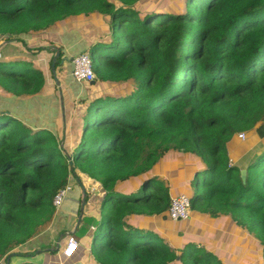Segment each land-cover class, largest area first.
Here are the masks:
<instances>
[{"label": "trees", "instance_id": "16d2710c", "mask_svg": "<svg viewBox=\"0 0 264 264\" xmlns=\"http://www.w3.org/2000/svg\"><path fill=\"white\" fill-rule=\"evenodd\" d=\"M89 18L100 20L84 51L95 80L79 102L72 151L66 137L0 115V260L48 225L54 197L79 172L104 192L99 222L84 219L78 233L96 225L93 264H225L203 242L151 226L172 227L167 211L178 195L157 167L178 153L204 164L189 197L193 220L227 217L261 248L239 264H264V151L251 154L244 181L227 153L234 136L259 123L264 131V0H0V37ZM5 68L3 89L20 96L43 87L30 66Z\"/></svg>", "mask_w": 264, "mask_h": 264}, {"label": "crops", "instance_id": "0c3cea01", "mask_svg": "<svg viewBox=\"0 0 264 264\" xmlns=\"http://www.w3.org/2000/svg\"><path fill=\"white\" fill-rule=\"evenodd\" d=\"M82 21L84 20L66 19L61 23L55 24L48 31L40 34L30 33L13 39L0 37V59L6 60L7 67L9 66L11 71H15L19 66L28 65L32 70L41 72L43 77V87L32 95L23 94L18 96L0 86V115L11 116L19 120L33 132L37 130H47L49 133L59 137L61 136L63 141L66 137L69 141V149L71 151L74 147V142L71 139L77 138L75 131H77L78 136L80 133L83 109L77 111L80 104L73 102V99L70 98V88L65 84L61 87L62 81H64L62 79L65 76L64 74H66L64 73L65 71L60 72L61 69L68 68V76L72 79L70 76V59L72 57L69 59V63L64 62L63 55L60 56V53L63 54V51H60L58 47L63 45V41L66 38H70L67 32H72L73 29H80L79 26ZM66 27L68 28L67 30L70 31L64 32ZM60 34H63V37L60 36ZM94 40L95 37L91 38L89 36L88 39L84 38L82 41L84 45L87 46L89 43L92 44ZM56 57H60L57 59V63ZM66 65H68V67ZM12 66L17 68L12 69ZM79 84L81 83H78V85ZM85 85L86 84L83 83V85L78 86L79 89L81 87L84 94ZM63 96H65V98H63ZM65 103L67 105V110L64 108ZM68 124L70 130H67ZM260 124L261 123L249 132L243 133L245 134L243 140L234 136L227 143V153L230 162L241 170H245L251 160V152H256L258 148L259 152L261 149L264 150V131L261 134L257 131ZM67 131L69 132L68 137L66 136ZM181 155L182 154H179V156ZM245 159L246 163L244 162ZM200 164L202 168H200V166L192 168L193 172L191 176L184 178V184L179 191L195 177L196 174L193 175V173H197L198 169H204L202 161H200ZM161 175L163 176V174ZM77 176L78 178H70L68 185L71 187V190L67 194L61 207L55 212L52 220L27 243L14 248L11 251L14 255L11 254L7 264H21L27 262L33 264H57L58 261L60 264H93L90 251L92 235L96 229V225L92 224L89 226L88 231L83 236H79L78 233L84 225V219L90 218L95 223L99 222L100 206L104 192L100 184L88 178L87 175L78 172ZM180 194L185 195V193L180 192L173 194V196ZM83 201H85V204L83 209L80 210ZM225 218L227 217H222L218 219V221ZM225 220L228 221L229 219L227 218ZM204 221L205 219L197 218L196 224L202 226ZM169 222L172 224L171 229H168V226L165 227L168 222L161 223L158 219H153L151 226L161 231L168 239H171L172 236L179 238H185V236H187L184 229L175 233L174 225L186 223L188 221L173 222L170 220ZM230 222L227 224L229 228H232L229 224ZM91 227H93L94 230L91 229ZM207 229L211 231L209 226H207ZM216 229L218 228L215 225V230ZM72 233L74 234L72 236L77 241L78 249L72 258L67 259L62 256V250L65 248L68 235ZM43 247L45 249L41 251ZM33 251L41 252L33 257L17 255L29 254ZM53 257H55L57 261L54 260Z\"/></svg>", "mask_w": 264, "mask_h": 264}, {"label": "rangeland", "instance_id": "374dc122", "mask_svg": "<svg viewBox=\"0 0 264 264\" xmlns=\"http://www.w3.org/2000/svg\"><path fill=\"white\" fill-rule=\"evenodd\" d=\"M170 1V0H167ZM99 19L98 18H89L85 21H82L80 24V29H73L72 32H67L70 35V38H66L63 42V45L58 47L60 51H63V54L60 53V56L63 55L64 57V62L69 63V59L71 57H74L77 54L80 53H85V49L88 47L84 45V42L82 41L84 38L88 39L89 36L92 38L95 36L94 30L98 28V23ZM68 28L66 27L65 31H70L67 30ZM60 36L63 37V34H60ZM68 67V65H66ZM4 67V68H2ZM7 67L6 60L0 59V68H2V71L4 72H9L10 70L5 68ZM22 66H19L20 68ZM0 71V83L6 80H9L10 77ZM65 71V72H64ZM60 72H64V78L62 80L61 87L65 84L68 88H70V98L73 99V102L78 103L82 101V99L85 97L84 91L81 90V87L79 89V84L75 83L70 77L68 76V68L67 69H61ZM78 88H77V87ZM125 92V87H120V90ZM60 97V96H59ZM65 98V96H63ZM86 102H84L85 104ZM65 110H67V105L66 103L64 104ZM84 112V110H82ZM79 114V113H77ZM73 126V125H71ZM68 129L70 130V126L68 124ZM245 138V134H244ZM243 138V139H244ZM241 139V140H243ZM264 150L261 149L260 153H262ZM259 152V148L257 149L256 152H251L250 154H256ZM259 153V154H260ZM249 156V155H248ZM201 159L197 156H189V155H181L179 156L178 153H170L161 158L159 161V165L157 167V170H161L165 174L160 177H163V180L165 182V185L168 187L169 192L171 195L177 194L180 192L185 193L187 196L193 195V187H194V178L187 184L181 191L179 189L183 186L184 184V178L185 177H190L195 166H200ZM246 163V159L244 160ZM202 171V169H198V172ZM196 174L193 173V175ZM227 219V218H225ZM231 221V220H230ZM210 222L209 225L207 223ZM222 222V221H221ZM225 227L223 228L219 222H215L212 219H206L202 226H198L196 224V220H193V216L190 221L186 223H178L174 225L175 233L178 232L179 230L184 229V232L187 233V236L183 238L184 242H203V245L207 247V249H212L214 251V254L216 257H220V259L225 261V264H231L233 262L234 264L237 263L239 264V260H244L246 257H256V254L260 257L261 252H259L261 249L259 244L256 242V240L249 236L245 233H239L237 228L233 222H230V226L232 228L228 227V224H225L222 222ZM172 225V224H171ZM215 225L217 228L221 229L215 230ZM207 226L210 227L211 231L213 233L217 234H212L210 230L207 229ZM187 227V228H186ZM219 238H218V236ZM215 238H218L215 240ZM212 241V242H210ZM214 242H217L216 245H212ZM244 248V253H238L240 252L239 248ZM254 249V250H253ZM220 253V254H219ZM231 261H229L228 259ZM54 260L57 261L55 257H53ZM71 261V260H69ZM57 264H60L58 261ZM69 264V263H68Z\"/></svg>", "mask_w": 264, "mask_h": 264}, {"label": "built area", "instance_id": "2783aa9c", "mask_svg": "<svg viewBox=\"0 0 264 264\" xmlns=\"http://www.w3.org/2000/svg\"><path fill=\"white\" fill-rule=\"evenodd\" d=\"M70 76L76 83L87 84L95 80V75L92 69V63L89 56L85 53L78 54L70 59ZM239 139L244 138V134L237 135ZM71 187L67 185L60 190L53 199V206L56 211L61 207L67 194L70 192ZM168 218L173 222H186L191 218V202L187 195L180 194L175 197H171L168 207ZM91 229L94 230L93 227ZM78 246L77 241L73 236L67 238L65 248L62 250V256L64 258H72L76 253ZM0 264H4L3 259L0 260ZM62 264V263H61Z\"/></svg>", "mask_w": 264, "mask_h": 264}, {"label": "water", "instance_id": "95a60500", "mask_svg": "<svg viewBox=\"0 0 264 264\" xmlns=\"http://www.w3.org/2000/svg\"><path fill=\"white\" fill-rule=\"evenodd\" d=\"M245 174H246L245 170H241L240 171V177H241V179L243 181L245 180ZM84 204H85V201L82 202L81 207H80V210L83 209ZM75 264H80V263H75Z\"/></svg>", "mask_w": 264, "mask_h": 264}, {"label": "bare ground", "instance_id": "6f19581e", "mask_svg": "<svg viewBox=\"0 0 264 264\" xmlns=\"http://www.w3.org/2000/svg\"><path fill=\"white\" fill-rule=\"evenodd\" d=\"M77 249V248H76Z\"/></svg>", "mask_w": 264, "mask_h": 264}]
</instances>
